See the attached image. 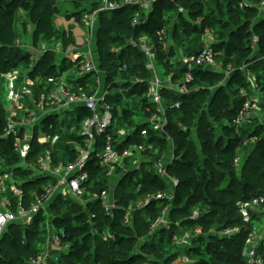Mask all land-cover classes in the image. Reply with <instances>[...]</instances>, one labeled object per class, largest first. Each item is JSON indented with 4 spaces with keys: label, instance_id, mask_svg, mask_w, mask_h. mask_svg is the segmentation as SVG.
<instances>
[{
    "label": "trees",
    "instance_id": "1",
    "mask_svg": "<svg viewBox=\"0 0 264 264\" xmlns=\"http://www.w3.org/2000/svg\"><path fill=\"white\" fill-rule=\"evenodd\" d=\"M110 1L121 3L123 0ZM250 1L253 4L264 3V0ZM57 2L0 0V51L5 52L4 56H0V76L9 73L15 65L12 62L16 56L17 63L26 66L28 62L27 50L23 51L7 42L12 36L15 14L19 11L29 13L36 26L34 35L31 34L33 44L38 36L44 42L60 41L63 47L75 44L71 30L58 32L54 28L53 18L61 14ZM98 4V0H75L76 8L72 15L65 16L80 23L82 15L97 9ZM179 6L183 7L184 13L177 12ZM136 14L139 15V23L133 24ZM144 15L139 8L129 5L99 14L96 47L105 88L113 89L112 94L108 95V101L113 105L112 132L135 126L134 133L122 140L119 149L139 141V131L147 125V119L154 110L147 97L151 74L145 67L146 58L139 48L129 44L130 38L149 37L156 46V64L165 74L172 72L174 81L183 79L187 71L178 58L180 53L187 57L196 55L203 48L205 29L212 33L211 48L216 53V63H221L219 71L210 67H194L191 70L193 81L189 84L193 89L187 94L162 92L168 105L174 102L180 104L177 109L167 110V130L173 140L174 156L167 165V172L178 180L168 211L172 224L170 228L156 232L151 240L135 250L138 240L150 233L151 223L148 219L153 221L168 202L151 198L145 206L132 209L128 223L124 222L129 205L135 206L148 194L168 191L165 181L152 170V161L158 160L167 148L166 141L154 134L152 139L158 152H144L143 155H148L149 160L128 171L119 181L115 190L119 207L112 215L103 212L99 199L83 205L70 197L57 195L49 204L48 217L52 221L54 234L60 237L62 245L68 246L67 249L54 251L55 257L49 259V264H140L145 261L155 264L148 258L156 251V240L158 236L160 239V234H167L169 243L162 252L166 255L161 264H170L179 254L187 255L192 264H248L242 256V248L260 215L251 213L250 222L244 223L239 203L264 196V117L250 118L236 128L232 121L242 103L251 95V90L246 86L245 95L230 98L227 89L233 86L237 91L240 86L247 85L239 69L244 62L255 77L256 90L262 95L260 108L264 107V61L255 64L257 73L252 68L256 57L250 58L253 37L257 38L258 49L264 55V13L256 7L241 9L236 0H159L149 15ZM161 29H165L163 38L158 36ZM162 40L168 42L166 50L162 49ZM113 48L118 51L113 52ZM55 61V54L47 52L40 58L34 71L45 79L56 73ZM62 64L65 65V61ZM228 67L232 68V72L224 84V71ZM31 77L34 78V73ZM96 80V75H88L81 77L79 83L85 91L91 92L97 86ZM206 84L215 86L213 94ZM261 111L264 113V109ZM86 115L87 112L81 110L75 135L80 119ZM135 119H139L137 123ZM4 123L5 105L0 98V128ZM194 125L197 142L191 133L194 132ZM75 135L71 138L76 139ZM45 147L33 142L27 162L34 165ZM73 151L70 144H63L54 152L53 164L70 161L75 156ZM237 155L240 156L239 166L234 164ZM0 158L8 167L19 162L10 139L0 140ZM87 169L90 191L100 192L108 186L110 179L104 176L103 168L95 159L88 162ZM13 171L15 177L22 179L20 187L24 207L33 201L35 193L43 192L45 186L54 182L53 177L35 175L31 169L17 167ZM196 208L204 212L193 219L192 212ZM260 210L264 211V203ZM44 213L40 212L25 228H22L25 225L11 223L4 230L0 238V264H29V257L36 256L42 250L38 244L44 241L38 239L39 234H32L34 232L29 228L32 224L38 227V217H46ZM176 221L181 229L175 225ZM228 227H239V232L227 238L216 235L215 231ZM197 228L201 234L195 235ZM103 230L111 232L114 237L104 240L99 235ZM183 230L192 234L190 245L177 248L179 254L178 251L170 253V245L175 246L171 241L172 235L181 234ZM257 253L264 264L263 241Z\"/></svg>",
    "mask_w": 264,
    "mask_h": 264
},
{
    "label": "built area",
    "instance_id": "2",
    "mask_svg": "<svg viewBox=\"0 0 264 264\" xmlns=\"http://www.w3.org/2000/svg\"><path fill=\"white\" fill-rule=\"evenodd\" d=\"M63 2L65 0H58ZM159 0H123L121 3L110 0H98L99 6L92 12H85L80 24L84 27L83 43L78 45L70 44L63 47L60 41L42 42L37 47L27 45L28 62L24 66V71L20 74L19 83L9 91L8 102L5 105V123L0 128V140L10 139L19 162L11 167L2 163L0 158V238L4 230L11 223L28 225L33 218L40 212H46L49 215V204L57 195L70 197L75 201L85 204L95 199L100 200L101 208L106 215H112L119 206L116 202L115 190L119 181L128 171L138 168L142 162L149 160L144 152L150 151L157 153L155 140L152 136L156 134L162 137L167 148L158 160H153L152 170L168 186L167 192H159L155 195L148 194L144 200L138 201L135 206L129 205L125 215L124 222L128 223L130 211L135 207L145 206L151 198L167 200L168 204L162 209L161 213L153 220L150 229L155 233L159 230L170 228L172 221L169 216V204L173 200L174 189L178 180L171 177L167 172V165L173 160V142L169 137L167 130L168 115L167 110L179 108V102L167 104L163 91H171L180 94H187L193 88L189 84L193 81L191 70L194 67H210L216 65V53L211 48L212 33L205 29L202 35L203 48L194 56L187 57L180 54L182 63L187 71L180 80H173V73L165 74L160 70L155 61L156 46L147 36H140L137 39L130 38L129 44L139 48L145 58V67L150 71L149 86L147 97L153 105V111L147 119V125L139 131V141L131 142L127 147L119 149L118 146L122 140L128 138L135 131V126L120 130L117 133L112 132L113 125V105L108 101V95L112 91L100 88L97 78V86L94 91L87 92L84 86L79 83V79L84 76H95L101 72L98 66V56L94 58L91 54L96 47V35L98 32L99 14L105 11H112L125 5L139 8L147 17L152 11L153 6ZM241 9L256 7L264 12V3L253 4L250 0H236ZM178 13H184L183 7L179 6ZM139 23V15L133 17V24ZM165 29L158 32L159 38H163ZM162 49L168 48V42L162 40ZM117 52V48L112 49ZM47 52L54 53L55 74L48 75L43 79L40 74L34 70L40 58ZM72 55V60L68 57ZM73 65L76 74L72 75L71 80L63 79L61 70L65 66ZM59 67V71L57 68ZM34 71V72H33ZM34 73V78L31 74ZM77 73L79 75H77ZM103 73V72H102ZM9 74V73H7ZM104 75V73H103ZM140 82L139 79H136ZM44 83V84H42ZM259 93L257 90H255ZM254 92L240 106L232 124L238 128L250 118L256 117L259 110L258 94ZM81 110L87 112V115L80 119L77 135V121ZM148 112H151L147 108ZM139 119H135V123ZM75 135L77 138H71ZM79 137V138H78ZM46 145L44 152L37 157L36 163L32 165L27 162V157L32 150V143ZM63 144H70L74 150V157L66 162L53 164L52 157L54 152L60 149ZM168 156V158H167ZM95 159L97 164L103 168L104 176L110 179L108 186L100 192L90 191V175L87 169L88 162ZM240 163V156L234 158V164ZM31 169L33 174L47 175L54 179L44 187L43 192L35 193L33 201L28 207L23 205V190L20 187L19 177H15L14 169ZM3 170V171H2ZM264 203V196L254 197L250 201L239 203V212L244 223H249L251 213H260V206ZM204 212L203 209L196 208L192 212L191 218L196 219ZM264 215V214H263ZM48 227L49 241L42 246V250L28 259L29 264H49V259L55 257L54 251L67 249V245L60 243V237L53 233L52 224ZM181 229L178 222H174ZM200 233L199 228L195 233ZM239 232V227H228L221 231H215L219 237H230ZM104 240L112 239L111 232L103 230L99 234ZM191 235L183 230L180 234H173L171 241L175 245L185 247L191 243ZM198 235V234H195ZM60 245L52 246L53 241ZM264 242L263 234H259L253 226L248 234L242 248V256L248 264H262V257L258 255V246ZM56 245V244H55ZM187 257H178L170 264H188Z\"/></svg>",
    "mask_w": 264,
    "mask_h": 264
},
{
    "label": "rangeland",
    "instance_id": "3",
    "mask_svg": "<svg viewBox=\"0 0 264 264\" xmlns=\"http://www.w3.org/2000/svg\"><path fill=\"white\" fill-rule=\"evenodd\" d=\"M74 1L75 0H65L63 2H57V6L59 8V11L61 12V14L63 15H56L54 18H53V24H54V28H56V30L58 32H60V30H66V29H69L72 31V34L74 37H76V40L78 43H83V38H84V27L76 22L73 18H70L68 19L65 14H69V15H72V12L73 10L76 8L74 6ZM259 11V10H258ZM261 13H264L262 12L261 10L259 11ZM16 18V20H15ZM12 27H13V30L11 32V35L9 37V40L7 41L8 44H12V45H15L16 47H18L19 49L25 51L27 49V45H32V46H35L37 47L40 43L44 42V41H40V38L41 36H38L37 37V42L35 44H33V40H31V34H33V30H36V26H34L33 22H32V19H31V15L29 13H25L24 11H19L18 14H15V17H14V23L12 24ZM34 35V34H33ZM35 35H38V34H35ZM257 38L256 37H253L252 39V46H253V49L250 53V58H254L256 57V60L251 61L250 63L253 64L252 68L253 70L254 69V66L256 63H262L264 61V55H262V53H260V49H258V46H257ZM0 56H4L5 52L4 51H0ZM179 54V53H178ZM181 54V53H180ZM179 60H181V56L178 57ZM68 59L72 60V55H70L68 57ZM250 60V59H249ZM18 61V57L16 56L14 61L12 62L13 64H15L9 71V74L7 73H3L1 76H0V92H1V96L0 98L2 99V103L3 104H6L8 102V96H9V91L11 90V88H13L14 86H16L19 81H20V74L24 71V64L23 63H17ZM182 62V61H181ZM220 64L216 63V65L214 66V68L216 70H220ZM66 68L61 70V75L63 77V79H66L67 76L69 75H73V74H76V71H75V68L73 65L71 66H68L67 64H65ZM248 67V64L246 63H242L240 66H239V69L243 72L244 74V77L247 81V85L244 84L243 86H240L239 90H235V87H231L229 89H227V92L229 93V96L230 98H233V97H236V96H242V95H245L246 92H247V87L246 86H249L248 88H250L251 90V95L256 92V83L254 81V75H252V73L250 72V70L247 69ZM160 68V67H159ZM162 68H160L161 70ZM57 70L59 71V67L57 68ZM235 70V68H234ZM256 71V70H255ZM258 71H261V69H258ZM232 72V68L231 67H228L224 73H225V78H224V81L223 83L225 84L229 74ZM257 72V71H256ZM262 72V71H261ZM258 73V72H257ZM263 73V72H262ZM256 74V73H255ZM264 74V73H263ZM77 75H79L77 73ZM97 78H98V83H99V86L100 88H102L104 86V76H103V73L101 72H98L97 73ZM208 85V84H206ZM208 88L211 87V91L210 93L213 94V91L215 90V86H211V85H208L207 86ZM113 91V89L111 90ZM257 93V92H256ZM258 94V97L260 96L259 98V104H262L263 102L261 101V96L259 93ZM205 97L206 95L204 96V100H205ZM208 98H209V95H208ZM126 100V99H125ZM262 102V103H261ZM206 103V102H205ZM201 107V106H200ZM261 109H264L263 108H260L259 107V110L257 111L256 113V117L257 118H263L264 117V113L261 111ZM260 121V120H259ZM195 125L192 127V130L194 132L191 131L192 133V137L193 139L195 140V142H197V137H196V134H195ZM169 137H170V133H169ZM171 141L173 142L172 138L170 137ZM168 158V156H167ZM236 166H239V165H236ZM258 212L260 213H257L258 215H260V219L257 220L254 224L257 232L259 234H263V237H264V211L262 210H258ZM263 212V213H262ZM46 215V217L44 216H39L38 217V227L36 226H33L30 225V228L29 230L34 233L32 234H39L40 236H38V239L40 240H43L44 243L42 244H38L39 247L42 248L43 245L46 244L47 240L48 239V234H51V232H49L48 230V227L50 224V218L48 217V214L45 212L44 213ZM172 221V220H171ZM178 222V221H176ZM25 226H23L22 228H25ZM163 229V228H162ZM54 233V231H53ZM4 234V233H3ZM9 234H12L10 231H9ZM28 234V232H27ZM31 234V233H29ZM195 234H201L198 233H195ZM155 235V232L154 231H151L150 229V233L141 237L138 242L135 244L136 246V249H140L142 247L143 244L147 243L149 240H151V238ZM53 241L54 243L56 244H52V246H60L58 245L56 242H55V239L53 238ZM156 251L153 252L152 254H148L150 257L148 258L150 261H154L155 264H161L162 261H163V256L165 258V255H163L162 252H164V249L166 248V246H168V235L167 234H160V239H159V236L157 237V240H156ZM173 244V243H172ZM175 245V244H174ZM171 247V250L169 251L170 253H174L176 251H178V249H181L183 248L182 246H179V245H175V246H172L170 245ZM178 248V249H177ZM202 249H204V244L202 245ZM144 252L148 253L146 250H144ZM178 254H179V251H178ZM178 257H187V255L185 254H179ZM176 257V258H178ZM189 259V258H188ZM190 262H188V264H192V260L189 259ZM140 264H148L146 263V261L144 263H140Z\"/></svg>",
    "mask_w": 264,
    "mask_h": 264
},
{
    "label": "crops",
    "instance_id": "4",
    "mask_svg": "<svg viewBox=\"0 0 264 264\" xmlns=\"http://www.w3.org/2000/svg\"><path fill=\"white\" fill-rule=\"evenodd\" d=\"M84 33H85V31H84ZM75 39H76V37H75ZM76 42H77V40H76ZM78 43V42H77ZM78 45H81V43H78ZM95 50H92V52H91V54H92V56L94 57V58H96V56H98V53H97V55H96V52H94ZM98 66H99V59H98ZM102 73V72H101ZM104 76V75H103ZM67 80H71L72 79V75H70V73H69V75L67 76V78H66Z\"/></svg>",
    "mask_w": 264,
    "mask_h": 264
},
{
    "label": "bare ground",
    "instance_id": "5",
    "mask_svg": "<svg viewBox=\"0 0 264 264\" xmlns=\"http://www.w3.org/2000/svg\"><path fill=\"white\" fill-rule=\"evenodd\" d=\"M90 3V2H89Z\"/></svg>",
    "mask_w": 264,
    "mask_h": 264
}]
</instances>
